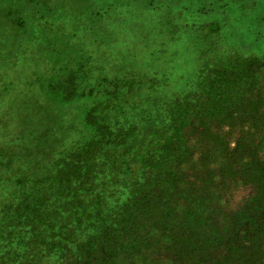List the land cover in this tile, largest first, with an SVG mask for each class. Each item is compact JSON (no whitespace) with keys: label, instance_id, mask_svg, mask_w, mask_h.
<instances>
[{"label":"trees","instance_id":"16d2710c","mask_svg":"<svg viewBox=\"0 0 264 264\" xmlns=\"http://www.w3.org/2000/svg\"><path fill=\"white\" fill-rule=\"evenodd\" d=\"M86 72L50 88L79 125L0 142V264H264V55H223L171 97L127 69L80 91Z\"/></svg>","mask_w":264,"mask_h":264},{"label":"rangeland","instance_id":"374dc122","mask_svg":"<svg viewBox=\"0 0 264 264\" xmlns=\"http://www.w3.org/2000/svg\"><path fill=\"white\" fill-rule=\"evenodd\" d=\"M218 3L0 0V142L17 148L31 130L51 131L67 119L79 125L82 110L57 108L62 99L50 88L81 64L91 74L80 91L102 73L127 69L164 80L171 97L223 55H264V0H241L237 12ZM246 194L236 192L232 206Z\"/></svg>","mask_w":264,"mask_h":264}]
</instances>
